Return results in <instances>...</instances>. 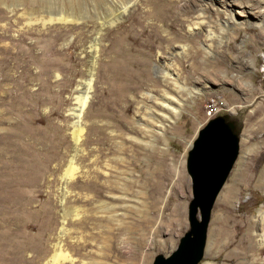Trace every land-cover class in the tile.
Instances as JSON below:
<instances>
[{"label": "rangeland", "instance_id": "rangeland-1", "mask_svg": "<svg viewBox=\"0 0 264 264\" xmlns=\"http://www.w3.org/2000/svg\"><path fill=\"white\" fill-rule=\"evenodd\" d=\"M222 1L205 0L209 6L204 8L197 0H0V264H42L49 255L60 220V164L74 146L70 112L81 81L89 77L91 60L94 69L80 118L76 163L89 170L90 179L92 158L100 168L119 173L124 191L116 193L121 201L108 198L102 189L104 196L95 204L103 200L104 207L116 205L123 230L116 242L117 258H109L105 242L101 258L94 246L86 248L90 254L74 256L90 264H151L155 254L175 247L187 229L186 152L197 129L210 118L207 105L215 103V115L227 114L238 123L239 148L213 202L196 264H264V246L258 242L264 230V20L260 26L239 24L221 11ZM225 1L240 20L258 10L256 0ZM124 6L126 11L110 24ZM202 9L201 17L216 26L211 40L192 26ZM60 15L73 22L59 21ZM182 45L186 51L175 54ZM164 58L172 60L170 72L179 74L185 89L176 93V116L164 120L161 114L169 113L153 108L144 126L137 107L152 105L146 94L164 87L158 72ZM163 177L167 180L157 200L154 186ZM133 178L137 181L131 190ZM85 180L77 176L68 184L64 206L81 207L86 215V197L93 190ZM135 190L139 194L131 195ZM149 217L153 222L144 223ZM72 220L65 225L67 245L88 232Z\"/></svg>", "mask_w": 264, "mask_h": 264}, {"label": "bare ground", "instance_id": "bare-ground-1", "mask_svg": "<svg viewBox=\"0 0 264 264\" xmlns=\"http://www.w3.org/2000/svg\"><path fill=\"white\" fill-rule=\"evenodd\" d=\"M199 1V5L203 6L204 8H207V6H209L208 2L204 3L205 5H203L202 3H200L201 0H197ZM251 1V0H250ZM259 4L256 6L258 8V10L252 12L251 14L249 13V11L251 10V7L248 5L247 8L249 9L248 11V16L246 18L243 19H237L235 14L232 12L230 6L228 5L227 1H222L219 4V7L221 8V11L226 13L228 16H230L233 20H235L237 23L241 24L242 21L245 22L246 24H250V25H256V26H260L263 23L264 20V3L263 0H256ZM213 2V1H212ZM201 8V7H200ZM127 9V6L123 7V10L120 12L119 15H117V17H114L113 20L110 21V24L114 21L117 20L121 14H123ZM204 10L202 9L201 11H199L198 15L196 16V21L193 22V28H196L200 31H204L206 37L208 38V40H211L214 37V29L215 27L212 26L211 23H208V21L201 15L204 14ZM251 12V11H250ZM51 20V18H49ZM57 19L59 21H63V22H68V21H72L73 19L68 18L65 15H60L59 17H57ZM218 21V20H217ZM73 22V21H72ZM218 27L220 29H223V25L221 22H219ZM214 27V28H213ZM190 29V28H189ZM213 42V41H212ZM211 41L209 42V46H211ZM145 44V43H144ZM92 50H94V52L97 50L96 46H92L91 47ZM210 48V47H209ZM185 46H179L178 49H176L174 52L175 54L177 53V55L182 54L183 52H185ZM197 53H199V50H196ZM195 53V52H194ZM228 54V53H227ZM195 57V56H194ZM193 58V57H192ZM145 59V58H144ZM159 64H158V72H160V74L162 75V78L164 83V87L162 88L161 92L156 91L155 94L151 93H147L146 96L148 98H150L152 101V105L150 104L148 105H141L137 107V111H138V121L139 124H144V126H147L149 124V122H145L146 118H149L151 115H154L153 110H162V111H166L168 114L163 113L162 115V119H168L170 121V115L174 114L176 116L177 114V107H175L174 103L179 102L177 97H176V93H178L180 91H183L185 89L184 83L183 81L181 82L179 80V74L176 73H171L170 69L171 67L174 65V63L172 62V60L169 59H161L159 60ZM144 63V62H143ZM138 64V63H137ZM94 65V60H91V65L88 69V78H85L81 81L80 83V87L77 89L78 94L75 96V101H76V105L74 107L71 108V112L70 115L71 117L74 119V121H72L71 123V134H72V140H73V149L67 159V161L65 163H63L61 166V173L59 175V180L61 182L60 187L58 188V199H59V205H60V211H59V215H60V220L59 223L57 224L58 230L55 231L51 237V243L49 245V255H46V257L43 259L42 264H90L91 262L86 261L84 259H80V257H76L74 256V254L77 255H88L90 253H87L86 248L94 246V247H99V249L97 248L96 250H94V252H96L98 254V256H100V258L103 256V245L101 242H105L108 252H109V258L114 256L117 258L118 256V251H117V247H116V242L117 239L119 237V234L121 233V231L123 230V226H121V221H119L118 218V214H117V210L115 209L117 206L116 205H112V206H105L103 204V200L97 204H95V201L98 202L100 197L102 196V189L105 191H107L110 196H108V198L110 197L112 200L114 201H118L120 199H122V195L117 194V191H120L122 189V187L119 186V178L116 177V175L110 170L109 172L107 171V169L105 170L104 168H100L99 165L97 164V159L96 158H92V164L95 166L92 168V173L93 174V178L94 179H90V177H88L90 175L89 170H85L82 169L77 163H76V159L79 158L78 154H79V149H78V142L82 136V131H83V126L80 124V118L82 116V113L84 111V108L87 104L88 100V91L90 90L89 88H91V80H92V70L94 69L93 67ZM196 65V64H195ZM142 66V64H141ZM192 66V65H191ZM197 66V65H196ZM140 67V66H139ZM181 67V66H180ZM195 67V66H194ZM181 71V68H180ZM172 74H175L174 77H170ZM129 77V76H128ZM103 79V78H102ZM245 84V83H243ZM126 86V85H125ZM130 87V86H128ZM122 87H120L121 89ZM158 88V87H155ZM124 89V87L122 88ZM121 89V90H122ZM130 89V88H129ZM107 91V89L105 90ZM118 91V90H117ZM116 91V92H117ZM128 91V90H127ZM112 92V91H111ZM149 92V91H148ZM88 93V94H87ZM124 93V92H123ZM122 94V93H120ZM117 95V93H116ZM107 96V95H106ZM104 97V96H103ZM118 97V96H117ZM123 97V96H122ZM90 98V97H89ZM123 99V98H121ZM143 104V103H142ZM178 105V104H176ZM154 106V107H153ZM120 107V106H119ZM118 107V109H119ZM116 108V107H115ZM113 108V109H115ZM154 108V109H153ZM117 110V109H115ZM124 110V109H123ZM121 112V111H120ZM161 112V111H160ZM160 112L158 114H160ZM127 113V112H126ZM112 114V113H111ZM119 114V113H118ZM156 114V113H155ZM152 117V116H151ZM161 119V120H162ZM157 120V117H156ZM158 122V121H157ZM156 122V123H157ZM151 127V126H150ZM140 128V127H139ZM146 128V127H145ZM140 130V129H139ZM151 132V131H149ZM157 133H160V130H157ZM153 134V133H152ZM147 136V135H146ZM112 137V136H111ZM88 141V140H86ZM112 142V141H111ZM133 142V141H132ZM86 143V142H85ZM89 143V142H88ZM99 143V142H98ZM123 143V142H122ZM133 144V143H132ZM100 145V144H98ZM151 146V145H150ZM135 148V147H134ZM99 150V149H98ZM137 150V149H136ZM92 151V150H91ZM91 151L87 152V154L89 155L91 153ZM95 151V150H94ZM114 152V151H113ZM102 153V152H99ZM111 153V152H110ZM107 154V153H106ZM135 154V152H134ZM102 155V154H101ZM81 156V154H80ZM84 156V155H83ZM88 157V156H87ZM114 157V156H113ZM100 158V157H99ZM116 158V157H115ZM119 158V157H118ZM131 158V157H130ZM118 160V159H117ZM99 163V162H98ZM116 163V162H115ZM110 164V163H109ZM48 166V164H46ZM111 165V164H110ZM108 166V165H107ZM114 167V166H113ZM167 167V166H166ZM21 168V167H20ZM111 168V167H110ZM156 168V167H155ZM113 170V169H112ZM120 170V169H118ZM45 171V170H44ZM130 171V170H129ZM128 171V172H129ZM142 171H140L139 173V177L143 178L142 176ZM22 173V172H19ZM25 173V172H24ZM44 173V172H43ZM114 175V177L112 178V174ZM145 173V172H144ZM131 174V173H130ZM162 174V173H161ZM34 175V174H33ZM22 176V175H21ZM32 176V175H31ZM36 176V175H35ZM39 176V173H38ZM77 176H84L86 177V180L83 181L84 183H86L88 185V187L90 189L93 190V194H91L90 196L86 197V204L88 205L89 208V212H87L88 214L85 215V212L83 209L81 210V207H74L71 210H68L65 206L64 203L69 199L68 194L69 189H68V184H70V182L75 179ZM163 176V175H162ZM33 177V176H32ZM101 177H105L103 178L104 181L99 182L97 178H101ZM129 177V176H128ZM30 178V177H29ZM165 177H163V179L161 178L160 180H158V183L156 184V186H154V192L156 195V199L159 200L161 193L164 189L165 186V181L167 179L164 180ZM38 179V178H37ZM102 180V179H101ZM120 181H122L120 179ZM137 181V179L135 180L130 179V187L131 190L134 186V183ZM182 181V180H181ZM31 182V181H30ZM73 182V181H72ZM33 183V182H32ZM76 183V182H75ZM81 183V182H80ZM183 183V181H182ZM136 184V183H135ZM37 185V184H36ZM71 185V184H70ZM80 184H77V186ZM82 185V184H81ZM68 186V187H67ZM85 186V184H84ZM146 186V185H145ZM148 187V186H147ZM145 187V188H147ZM32 187H30L31 190ZM35 188V187H34ZM38 188V187H37ZM87 188V187H85ZM88 188V189H89ZM182 188V187H181ZM83 189V188H82ZM37 190V189H36ZM123 190V189H122ZM129 190V189H128ZM32 191V190H31ZM34 191V189H33ZM40 191V190H39ZM124 191V190H123ZM130 192V191H129ZM141 193V192H140ZM36 194V193H35ZM34 194V195H35ZM131 195H136L139 194V191L130 192ZM129 194V195H130ZM104 196V195H103ZM102 196V197H103ZM141 196V195H140ZM131 197V196H130ZM26 198V197H25ZM135 198V197H134ZM153 199V198H152ZM155 199V200H156ZM29 200V199H28ZM33 200V199H32ZM141 201V200H140ZM153 201V200H152ZM10 202V201H9ZM28 202V201H27ZM68 202V201H67ZM94 202V204L96 206H93L92 203ZM155 202V201H154ZM119 203V202H118ZM156 204V203H155ZM12 205V204H11ZM111 205V204H110ZM144 205V204H143ZM154 205V204H153ZM18 206V204H17ZM16 206V207H17ZM23 206V205H22ZM122 206V205H121ZM13 207V206H12ZM95 207L98 209V211H102V214H97L94 211ZM137 207V206H136ZM135 207V208H136ZM70 208V207H69ZM134 208V209H135ZM138 208V207H137ZM17 209V208H16ZM11 210V209H10ZM9 210V211H10ZM147 209H144V211H146ZM153 210V209H152ZM155 210V209H154ZM136 211V209H135ZM11 212V211H10ZM140 212V211H139ZM147 212V211H146ZM13 212H11L12 215ZM156 213V212H155ZM105 214V215H104ZM107 214V216H106ZM153 214V213H152ZM13 215H15L13 213ZM12 215V216H13ZM106 216V217H103ZM155 216V215H154ZM14 217V216H13ZM12 217V218H13ZM102 217V218H101ZM16 218V217H15ZM14 218V219H15ZM41 218V217H40ZM75 221V223H78L80 225H82V228H87L88 232H86V236H80L79 238H76V241H74V243L67 245L64 242V236L68 235L69 230L67 231V228H65V225L67 223V220L72 219ZM144 218V217H143ZM264 218V209L261 208L260 210V220H262ZM17 219V218H16ZM11 220V219H10ZM72 220V221H73ZM103 220H106L109 222H111L112 226H110L106 221V223L102 222ZM147 220V221H146ZM144 221L148 222V221H152L153 217H149L148 219H146ZM11 222V221H10ZM13 222V221H12ZM153 222V221H152ZM143 223V222H142ZM11 225V224H10ZM147 225V224H145ZM103 228V229H102ZM144 228V227H143ZM147 228V227H146ZM145 229V228H144ZM86 230V229H85ZM138 230V229H137ZM140 230V229H139ZM146 230V229H145ZM83 231V230H82ZM104 232H108L109 236L105 235ZM132 233V232H131ZM136 233V232H135ZM138 233V232H137ZM259 233V232H258ZM12 235V234H11ZM70 235V234H69ZM260 238H258V242L259 245L264 246V230H262L259 233ZM10 238V236H9ZM108 238V240H107ZM13 239V238H12ZM73 239V238H72ZM75 240V239H74ZM108 241V242H106ZM8 243V242H7ZM68 243V242H67ZM101 243V244H99ZM5 245V244H4ZM67 247H66V246ZM3 246V245H2ZM122 247H126V245H123ZM70 248L72 253L69 252ZM5 249V247H4ZM84 251V252H83ZM93 253V252H92ZM44 254V253H43ZM95 254V255H97ZM78 258V259H77ZM99 258V259H100ZM3 260V259H2ZM104 262H102L101 260H96L94 262V264H103ZM114 264V263H113Z\"/></svg>", "mask_w": 264, "mask_h": 264}, {"label": "water", "instance_id": "water-1", "mask_svg": "<svg viewBox=\"0 0 264 264\" xmlns=\"http://www.w3.org/2000/svg\"><path fill=\"white\" fill-rule=\"evenodd\" d=\"M239 133L238 123L227 114L210 117L197 129L185 157L190 181L187 229L169 253L155 254L151 264H196L200 260L213 202L238 154Z\"/></svg>", "mask_w": 264, "mask_h": 264}, {"label": "built area", "instance_id": "built-area-1", "mask_svg": "<svg viewBox=\"0 0 264 264\" xmlns=\"http://www.w3.org/2000/svg\"><path fill=\"white\" fill-rule=\"evenodd\" d=\"M218 111V107L215 103H210L207 105L206 115L207 117H213Z\"/></svg>", "mask_w": 264, "mask_h": 264}]
</instances>
